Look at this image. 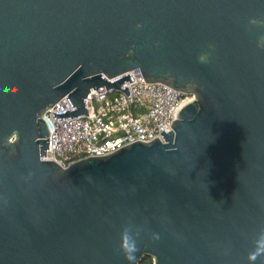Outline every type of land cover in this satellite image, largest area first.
I'll return each instance as SVG.
<instances>
[{
    "label": "water",
    "instance_id": "obj_1",
    "mask_svg": "<svg viewBox=\"0 0 264 264\" xmlns=\"http://www.w3.org/2000/svg\"><path fill=\"white\" fill-rule=\"evenodd\" d=\"M251 19L264 0H0V264H126L129 222L145 229L136 264H247L264 230V24ZM134 67L193 95L163 141L40 158L48 107L66 95L76 107L55 118L87 113L91 88H120Z\"/></svg>",
    "mask_w": 264,
    "mask_h": 264
},
{
    "label": "built area",
    "instance_id": "obj_2",
    "mask_svg": "<svg viewBox=\"0 0 264 264\" xmlns=\"http://www.w3.org/2000/svg\"><path fill=\"white\" fill-rule=\"evenodd\" d=\"M125 73L133 80H124L120 88L106 85L91 88L84 98L87 113L55 118L53 111L72 109L66 95L48 107L43 118L49 128L48 148L41 159H53L66 166L86 156L104 155L137 140L149 141L172 130L177 111L193 95L163 82L145 81L139 67ZM123 73V74H125ZM105 77L108 81L116 78ZM128 86L130 93L121 89Z\"/></svg>",
    "mask_w": 264,
    "mask_h": 264
},
{
    "label": "clouds",
    "instance_id": "obj_3",
    "mask_svg": "<svg viewBox=\"0 0 264 264\" xmlns=\"http://www.w3.org/2000/svg\"><path fill=\"white\" fill-rule=\"evenodd\" d=\"M250 24L260 26L264 21L258 19H251ZM257 47L264 48V36L257 39ZM201 62L207 59L206 54L199 57ZM143 225L127 223L120 231L117 243V251L123 256L126 264H136L137 253L139 252V243L144 234ZM151 238L158 241L160 236L158 233H152ZM262 257H264V230H261L258 238L254 242V246L247 254V264H257Z\"/></svg>",
    "mask_w": 264,
    "mask_h": 264
},
{
    "label": "flooded vegetation",
    "instance_id": "obj_4",
    "mask_svg": "<svg viewBox=\"0 0 264 264\" xmlns=\"http://www.w3.org/2000/svg\"><path fill=\"white\" fill-rule=\"evenodd\" d=\"M139 264H153L152 257H147L143 261H141Z\"/></svg>",
    "mask_w": 264,
    "mask_h": 264
}]
</instances>
